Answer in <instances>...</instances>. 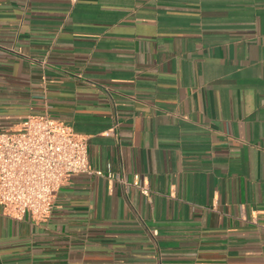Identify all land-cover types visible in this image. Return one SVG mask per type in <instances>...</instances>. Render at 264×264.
Listing matches in <instances>:
<instances>
[{"label":"crops","instance_id":"1","mask_svg":"<svg viewBox=\"0 0 264 264\" xmlns=\"http://www.w3.org/2000/svg\"><path fill=\"white\" fill-rule=\"evenodd\" d=\"M45 113L104 174L0 206V264H264V0H0V132Z\"/></svg>","mask_w":264,"mask_h":264},{"label":"built area","instance_id":"2","mask_svg":"<svg viewBox=\"0 0 264 264\" xmlns=\"http://www.w3.org/2000/svg\"><path fill=\"white\" fill-rule=\"evenodd\" d=\"M119 122L106 132L115 134ZM88 137L78 134L48 113L28 118L18 130L0 132V206L15 219L27 213L38 221L47 219L55 206L59 190L81 173L103 175L89 163ZM128 192L137 188L147 200L152 189L140 174L128 179L124 168L108 172ZM156 234L157 231L154 230Z\"/></svg>","mask_w":264,"mask_h":264}]
</instances>
